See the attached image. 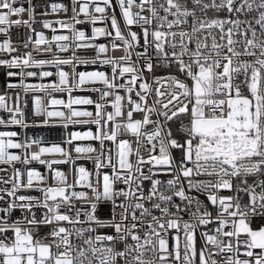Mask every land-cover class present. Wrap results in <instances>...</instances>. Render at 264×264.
Returning <instances> with one entry per match:
<instances>
[{
  "label": "snow or ice",
  "instance_id": "6c2138e0",
  "mask_svg": "<svg viewBox=\"0 0 264 264\" xmlns=\"http://www.w3.org/2000/svg\"><path fill=\"white\" fill-rule=\"evenodd\" d=\"M37 7L0 0V33L23 26L31 46L0 43L10 57L0 67L19 79L7 88L23 92L0 94V127L95 131L50 146L0 131V264H264V0L51 3L43 16L71 15L39 21L50 38L33 27ZM85 23L90 35L76 27ZM97 63L110 73L76 71ZM29 111L42 119L29 125ZM58 165H71V179Z\"/></svg>",
  "mask_w": 264,
  "mask_h": 264
},
{
  "label": "built area",
  "instance_id": "2783aa9c",
  "mask_svg": "<svg viewBox=\"0 0 264 264\" xmlns=\"http://www.w3.org/2000/svg\"><path fill=\"white\" fill-rule=\"evenodd\" d=\"M34 5H38L39 7L36 8V12H35V20L37 21L36 24L33 25V27L35 28L36 31H41L45 34V36H47L48 38L51 37L52 32L50 29H44L42 27V24L39 23V21H42L44 19H48V20H52L55 21L57 19H64L67 20L70 15L71 12L69 11L67 14L60 12V13H56V14H51L48 16H43L42 13L47 10V11H51L50 8H47L48 5H50L51 3H61L64 4L66 6L69 7L70 9V5H71V0H32ZM113 3H115V0H113ZM20 4H23L24 7H27V0H17V5L19 6ZM116 15L119 19V10L118 8L116 9ZM22 18L23 19H28L27 17V13L22 14ZM13 19H15V17H13ZM81 19H83V17H81ZM110 24V21L108 22ZM104 24H97L96 27H104ZM55 27L57 28V34H63L62 30L59 28L58 25H55ZM77 29L79 30H83L86 32L87 35L91 34V28L92 25L85 23V24H79L76 25ZM137 30V29H134ZM29 34V30L23 26L21 27H11L8 31L7 34H3L0 33V43H2L5 39H9L14 46L19 47L20 51H29L31 50V46L29 47V49H24L22 44L23 41L27 39V36ZM34 34H33V39H34ZM97 43H103V44H108V39L106 38H100ZM55 51V49H54ZM19 53H12V56H16ZM34 56L37 59H50L51 58V54H36L33 53ZM57 55H60L62 57H67L70 55V53H57ZM78 55L82 56V57H88V58H93L95 57V52L92 49H88V50H84L81 49L78 51ZM108 55H113V56H120L122 55V52H112L109 51ZM10 58L7 54H0V59H8ZM100 59H104L103 56L99 57L98 60ZM63 70L66 72H69V74H71L72 68L71 66H62ZM29 71H34V72H39L41 71V69H28ZM43 70H51V71H55V68H50L48 66L45 67V69ZM9 71V69L5 68V67H0V94H5L7 93L8 95H13L14 91H19L20 95L23 97V92L19 89L17 90H9L7 88V83L8 82H12V83H18L19 79L16 77L13 78H9L7 76V72ZM12 71H18L16 69L12 70ZM77 72L80 71H104L106 73H110V68L107 66H102L99 63L95 64V65H79L76 68ZM55 77L52 78H45L44 80H40L38 78H28L26 80L27 83H48L51 80H54ZM99 86V85H97ZM37 95H40L41 97L47 99V97L44 95V93H37ZM52 95L56 98L59 99H67L68 94L65 93H59V92H54L52 93ZM73 96H89L92 99H98L99 94L98 93H94V92H81V91H74L72 93ZM79 109L83 110H89V111H94V108H92L91 106H76ZM66 111V110H65ZM0 116H3L5 118H7V113H3L0 112ZM42 118H36L34 116H32L30 114V111L27 115V123L29 125H32L34 121H36L37 123L41 120ZM91 129L92 131H95V125L92 124H86V125H80V124H75V125H69V127L67 129L63 128V127H53V126H42V127H35V126H31L27 129H23L19 126H9L8 128H4V127H0V131H16L18 132L19 138L21 140H24L26 137H32V138H42L43 142H44V146H50V144L52 142L55 143H62V141L66 138L68 133L71 132H75V131H87ZM81 144H88V143H93L95 144V142H90V141H84V142H79ZM63 147H65L66 149H70V146L67 144H63ZM96 147H99L98 144H95ZM38 148L37 146L33 145L31 149H29V152H35L37 151ZM12 151H16V150H12ZM93 156L96 155V153L92 154ZM72 157L73 159H76V162L78 165H83L88 169H92L93 165L92 162L90 160H88L87 158H77L75 152H72ZM52 158H56L59 159V157H44V159H52ZM0 167H7L5 165H0ZM16 167H23L22 165L17 164ZM31 168L34 169H38L39 171H41L42 173H47V170L45 167L41 166L40 164L33 162L30 165ZM59 168L62 171H65L66 173H69V179H71L70 176V171H71V165H58V166H54ZM11 171V169H9V172ZM4 175L3 172H0V176ZM31 195H38V193H30ZM201 199H204V197H200ZM14 217H20L21 213L19 212V210L15 211L13 213ZM185 219H187V217H185ZM46 231V230H45ZM202 244L201 241H199V237H198V247H200Z\"/></svg>",
  "mask_w": 264,
  "mask_h": 264
},
{
  "label": "rangeland",
  "instance_id": "374dc122",
  "mask_svg": "<svg viewBox=\"0 0 264 264\" xmlns=\"http://www.w3.org/2000/svg\"><path fill=\"white\" fill-rule=\"evenodd\" d=\"M255 226V225H254Z\"/></svg>",
  "mask_w": 264,
  "mask_h": 264
}]
</instances>
